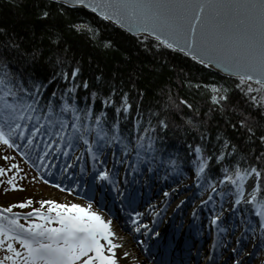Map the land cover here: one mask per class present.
I'll use <instances>...</instances> for the list:
<instances>
[{
  "label": "snow or ice",
  "instance_id": "snow-or-ice-1",
  "mask_svg": "<svg viewBox=\"0 0 264 264\" xmlns=\"http://www.w3.org/2000/svg\"><path fill=\"white\" fill-rule=\"evenodd\" d=\"M57 3L98 12L105 20L114 21L135 34L137 42L145 48L154 39L152 46L156 48L165 46L178 50L205 68L223 70L233 78L232 87L240 91L246 103L264 110V0H57ZM49 15L48 11L43 12V17ZM4 47L22 53L15 41L0 44V48ZM26 55V63H30L39 57V50ZM54 55L55 63L61 67L49 80L68 81L69 76H78V67L68 73L64 70L63 58L57 53ZM253 83L259 87H253ZM47 87L48 81L35 79L31 73L12 71L9 61L0 52V144L16 150L39 171L45 162L49 168L54 167L51 161L58 157L71 159L68 150L74 153L82 143L83 150L76 157L83 162L79 173L69 174V169L76 167L74 164L59 167L60 183L56 187L70 180L75 185L74 191L85 187L84 195L91 201H96L97 195L103 201L107 189L129 218H135L133 223H138L144 213L137 210L135 191L126 192L121 187V168L125 174L142 173L145 167L147 173L156 171L163 151L159 143L168 129L167 120L155 112L145 119L138 104L136 118L130 126L122 127L121 121L127 122L131 115L128 92L113 87L97 112L95 91L90 93L92 102H88V96L84 97L83 106L76 94L78 88L88 89L87 81L72 82L48 95ZM220 90L224 95L219 98L214 95L211 99L223 108L221 101L229 100L230 89L221 85ZM117 95L120 96L118 102ZM184 103L192 108V104ZM105 105L114 109V119L108 118ZM240 124L247 127L245 120ZM247 131L251 139L254 129L247 127ZM205 139L202 135L201 141ZM259 140L264 144V135ZM229 147V141L224 140L218 154L212 152L206 156L203 144L194 149L201 157L196 161L195 181L211 193L201 204L207 205L214 197H219L218 207L214 203L210 214V224L219 232H227L222 224L228 212L238 217L246 231L259 230L264 237V202L256 195L257 181L264 175V169L256 163H248L245 167L240 160L230 161L236 146L233 144L231 150L226 151ZM85 152L91 157L90 168L86 166ZM9 158L4 157L5 160ZM213 158L220 164L222 173L215 177L211 174ZM262 159L264 153L256 157L257 161ZM164 163L171 166L173 172L180 167L177 159ZM17 167L15 164L11 169L0 167V176L10 170L14 172ZM17 175L7 181L0 180V183L15 189ZM122 183L127 185L129 181L123 179ZM163 195L168 197L169 191L165 190ZM32 203L29 199L20 202L18 207L23 209ZM41 204L48 206L47 211L33 208L24 217L27 226L20 223V215L13 212L12 207L0 210V252L3 253L0 264H117L111 222L92 211L91 204L84 207L48 200ZM98 207L103 208L104 204L98 202ZM148 207L153 208V205ZM193 215L196 216L195 209ZM253 215L257 218L255 222L251 219ZM53 222L57 226H53ZM143 227L147 230L148 224ZM17 242L19 247H16ZM234 264L240 262L234 261Z\"/></svg>",
  "mask_w": 264,
  "mask_h": 264
},
{
  "label": "trees",
  "instance_id": "trees-1",
  "mask_svg": "<svg viewBox=\"0 0 264 264\" xmlns=\"http://www.w3.org/2000/svg\"><path fill=\"white\" fill-rule=\"evenodd\" d=\"M44 11L50 13L49 17H43ZM11 41L19 44L22 53L0 48L10 69L48 81L46 95L64 89L72 82L87 81L88 89L78 88L76 94L83 106L84 97L88 96V102H92L90 93L95 91L94 109L97 112L113 87L129 93L131 115L127 122L121 121L122 127L130 126L136 118L138 104L145 119L153 112L165 118L168 129L159 143L163 149L159 167L171 168L164 161L171 159V154L174 159L183 154L179 156V170L190 163L188 156L194 155L195 147L203 143L205 156L212 152L218 154L219 145L228 140L230 147L226 151L231 150V145L236 146L230 161L240 160L245 167L248 163H256L264 169V159L256 160L264 153V144L259 140L264 135V110L246 103L240 91L232 87L233 79L165 46L156 48L152 46L154 40H150L149 47L145 48L137 42V37L83 9H72L47 0H0V44ZM34 50H39V57L26 63V54ZM54 53L65 61L66 72L71 73L78 67V76H69L68 81L49 80L61 67L55 63ZM220 82L230 89L229 100L221 101L223 108L208 95L209 88ZM115 99L118 102L120 96ZM184 101L192 104V108ZM104 109L110 120L115 118L112 107L105 105ZM241 120L254 129L255 135L251 139L247 127L241 126ZM202 135L206 138L203 142ZM211 163L214 164L211 174L214 177L221 175V166L215 163V158ZM199 187L205 190L201 185ZM259 189L257 197L264 202V175L259 181ZM3 208L0 206V210ZM16 247H19L17 243Z\"/></svg>",
  "mask_w": 264,
  "mask_h": 264
},
{
  "label": "bare ground",
  "instance_id": "bare-ground-1",
  "mask_svg": "<svg viewBox=\"0 0 264 264\" xmlns=\"http://www.w3.org/2000/svg\"><path fill=\"white\" fill-rule=\"evenodd\" d=\"M193 152L194 155L189 154L188 156V159L191 160L190 163L175 172L168 167H157L162 172L165 171V173L171 176L170 178H173V181L161 182L154 176H151L152 173L146 177V168H144L142 173H135V178H126L129 181L127 185L122 183V187H126V192L135 191L139 204L137 210L144 213L140 218L142 225L130 231L125 230L122 222L124 220L120 218V212L115 204L110 203V199L107 198L106 193L103 201H101L100 196L96 197V201H91L85 197L84 193L86 189L84 187H80L78 191H74V184L71 181L65 183L64 181L66 180H64L61 186L57 188L56 184L60 183L57 179L59 173L54 178H48L41 170L35 169L46 180V189L50 193H53L54 196L60 195L63 197L62 203L69 205L76 203L84 207H88L91 204L92 211L98 212L105 221L111 222L110 230L114 233L112 239L117 245L115 249L117 264H159L162 263V259H166L169 264L171 262L173 264H234V261H239L240 264H264L262 258H257V254L263 250L262 243H256L254 238H247V236L253 234L245 230V226L239 223L237 216V222L243 230V233L239 237H237L239 233L233 234V230L230 234L221 233L218 230L211 233V230H207L208 227H212L210 223L208 227L206 224L207 220L210 222L208 210L213 208L214 203L218 207L219 199H214L213 202L207 205L201 204L202 200L200 201V198L205 195L208 197L211 193L210 190L206 192L205 190H200V184H197L195 181L196 169L194 171L195 192L190 190L189 184L178 181L180 176L186 174L187 170L194 166L193 163L197 156L194 150H192ZM172 155L170 158L174 159ZM181 155L183 154H179L175 158L178 163L179 156ZM84 158L86 161V154ZM199 158L201 159V157ZM79 162L83 163L82 161ZM51 163L55 165V161H51ZM65 164L63 160H59L56 166L61 167ZM50 169L46 162L45 172ZM71 172H73V168L69 169V174ZM156 174H158L157 171ZM248 180H251V177ZM259 181H257L258 185ZM165 190L169 191L168 197L163 195ZM259 192L258 186L256 190L257 196H259ZM196 197L197 200L193 201ZM149 199L153 200V203H151L153 208L147 207L149 204L141 208V205ZM98 202H102L104 207H98ZM155 208L158 213L162 214V219L153 222L150 218L154 214L150 215L149 212ZM194 209L196 210V216L193 215ZM227 215L225 214L224 221L227 220ZM251 219L255 222L257 218L253 215ZM145 223L148 224L147 230L143 227ZM259 240H262L261 236ZM233 249H236V251L234 252ZM156 251L162 252L159 258L160 262H156V259L154 260L157 254ZM170 251L177 255L175 260L172 257H167L166 253ZM106 254L111 255L107 252ZM210 255L211 259L209 258Z\"/></svg>",
  "mask_w": 264,
  "mask_h": 264
},
{
  "label": "rangeland",
  "instance_id": "rangeland-1",
  "mask_svg": "<svg viewBox=\"0 0 264 264\" xmlns=\"http://www.w3.org/2000/svg\"><path fill=\"white\" fill-rule=\"evenodd\" d=\"M215 85H216L215 89L213 88V85H212L208 90L209 91L208 95L210 97L215 95L219 98L220 96L224 95V92L222 90H220L221 85H223L225 88H229L228 86L225 85V83H222V82L215 83ZM81 152H82V150H78L75 154L69 153V155L72 157L71 159H68L67 157H58L56 160H54L55 161L54 167H51V169L48 170L45 173V175L47 177L58 176V168L59 167H57L56 164L59 162V160H63L64 164L70 163V164L76 165V167H73V172L79 173L80 167L82 166L83 163L81 164L76 159V157L79 156L81 154ZM85 154L87 155V159H86L87 165L86 166L88 168H90L91 167V157L88 153L85 152ZM6 155L8 157H10L8 160L4 159V157ZM196 156H197L196 160L193 163L194 166L192 168H190L189 170H187V173L184 174L183 176H180L178 179V181H180L181 183L189 184L190 190L193 192H195V188H196L195 187V181H194V171L197 167L196 161L200 160V158H199L200 155L196 154ZM110 161H111V157H110ZM39 163L40 162L38 161L37 164H39ZM13 164L18 165V167L15 169V171L13 172L10 170V171L6 172L4 175L0 176L1 177L0 180L7 181V180L11 179L13 175L18 174L17 180H16L18 187L15 189H12L11 186L8 185L7 183H0V206L6 207V208L12 207L15 212L20 213V217L26 221V225H27V220L24 217L28 213H30L33 208H40L44 212L47 211L48 206L41 204V201L48 200V201H56V202L62 203L63 197L60 195L54 196L53 193H50L49 190L46 189L47 182L45 181L44 178L41 177V175L35 169L36 167H33V164L31 162L25 160L18 152H16V150L9 148L7 146H4L3 144H0V167L6 168V169H11V166ZM40 170L42 173L45 172L44 170H46V162H45L44 167L41 168ZM156 171L158 174H156ZM156 171L154 173H152L151 176H154L155 178H157L161 182L173 181V178H170L171 176H169L167 173H165V171L162 172V170H160L158 168L156 169ZM49 174H51V175H49ZM148 175H150V173H147V171L145 169V176L147 177ZM133 177L135 178V173L129 172V173L125 174L123 172V169L121 168V183H122L123 179L133 178ZM66 181H68V180H66ZM246 183H247V181H246ZM29 199H31L33 202L30 206L23 208V209L18 207L20 202L27 201ZM195 200H197V197L193 199V201H195ZM201 200H207V196L206 195L203 196L202 198H200V201ZM228 206L230 207L231 205L229 204ZM212 209L213 208H210L208 210V212L210 214L212 213ZM225 214H228L226 216L227 220L224 221V223L222 224V227L227 229V232L225 234H230L233 230L234 231L233 234L239 233V234H237L238 235L237 237H239V235L241 233H243L242 232L243 230H242L241 226L239 225V223L237 222L236 215L230 214L228 212H225ZM52 215H54V213ZM228 217H229V219H228ZM32 218L34 220L36 219V217H34V216ZM37 222H39V221L37 220ZM209 223H210L209 220H207V222H206L207 227H208ZM53 226H57L55 224V222H53ZM247 238L248 239L254 238L256 243H259V242L262 243L263 250L257 254V258H262L264 260V240L260 241L259 236L257 234L247 236ZM206 260H208V259H206Z\"/></svg>",
  "mask_w": 264,
  "mask_h": 264
},
{
  "label": "water",
  "instance_id": "water-1",
  "mask_svg": "<svg viewBox=\"0 0 264 264\" xmlns=\"http://www.w3.org/2000/svg\"><path fill=\"white\" fill-rule=\"evenodd\" d=\"M48 1H52V2L57 3V0H48ZM59 4L64 5V6L69 7V8H72V9H79V8H80V9H83V10L89 12L90 14L94 15L95 17H97V18H99V19L105 21V22L108 23L109 25H111V26H113V27H117V28H119V29L125 31L126 33H128V34L131 35V36H135V34H133V33H129L126 29H124V28L120 27L119 25H117L114 21L105 20L102 16H100V14H99L98 12H93L91 9L84 8V7H82V6H78V5L63 4V3H59ZM135 37H136V36H135ZM152 40H154V39H152ZM171 50H172V49H171ZM173 51H176V52H178V53H181V54L185 55L184 53L179 52L178 50H173ZM185 56H187V55H185ZM187 57H188V56H187ZM189 58H190V57H189ZM196 62H197V61H196ZM202 66H203V65H202ZM207 69H208V68H207ZM210 70H212V71L218 73L219 75H221V76H223V77L233 79V78L229 77L228 74L225 73V72H223V70H221V69H210Z\"/></svg>",
  "mask_w": 264,
  "mask_h": 264
}]
</instances>
